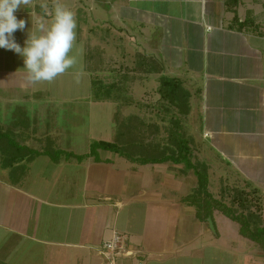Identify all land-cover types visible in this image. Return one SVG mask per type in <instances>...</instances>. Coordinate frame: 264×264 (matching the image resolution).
<instances>
[{
	"label": "crops",
	"instance_id": "1",
	"mask_svg": "<svg viewBox=\"0 0 264 264\" xmlns=\"http://www.w3.org/2000/svg\"><path fill=\"white\" fill-rule=\"evenodd\" d=\"M57 4L76 16L70 54L80 69L67 72L83 76L90 86L86 103L111 106L113 118L111 103L95 101L93 77L102 79L103 69L110 68L105 64L121 69L129 53L154 59L162 71L150 79H175L190 94L193 146L200 143L206 150L202 161L209 171L227 167L264 193V0H29L14 13L25 20V29L13 34L21 47L28 33L39 34L40 24H50ZM23 67L22 57L0 48V103L10 108L0 110L6 123L0 125L20 146L40 153L15 169L0 165L2 264H164L181 257L193 240L177 243L171 230L182 234L186 216L197 217L183 202L194 189H185L190 176L183 165L143 166L104 151L99 163L52 162L44 151L70 148L53 110L60 105L45 106L43 114L26 108L33 109L32 101H41L48 90L38 89L44 81L30 83ZM39 159L43 162L34 167ZM139 210L143 217L137 218ZM115 233L127 237L135 256L117 262L101 257Z\"/></svg>",
	"mask_w": 264,
	"mask_h": 264
},
{
	"label": "rangeland",
	"instance_id": "2",
	"mask_svg": "<svg viewBox=\"0 0 264 264\" xmlns=\"http://www.w3.org/2000/svg\"><path fill=\"white\" fill-rule=\"evenodd\" d=\"M111 41L110 39V42ZM105 65H108L110 68L103 69L105 73L103 75L104 77L102 76V79H100L95 76L93 80L95 81V87L98 88V90L101 89L103 100L111 103L113 106V118L110 116L111 106H91L89 103H86L87 101H84V97L88 94L87 92H90V86H88L83 76L73 75L67 72L71 70H67L51 82L44 81L46 83L44 86H41L42 83H40L38 89L46 88L48 93L40 97V99H42L41 101H32L36 102L34 105H30L33 109L25 105L26 108L30 111L35 110V112L39 111V113H41V111L45 109V106L51 109V106L60 105L59 107L53 108L55 113L59 115L58 120H61V125H57L62 130V138L66 142V144L64 143L65 146L67 148L70 147L67 152H72L75 155L89 153L91 147L89 145L98 141L97 138L110 140L113 137L112 142H114L115 136L120 129L119 125L123 122L129 124V126L130 124L132 125L131 129L133 133L130 134L128 129V137L138 136L143 141L151 139L154 133L152 129L146 128V126L145 128L137 127V125H139L137 121L131 123L130 120H132L135 115L137 119L145 122L147 126L153 124L157 125L160 131L157 135L159 137L161 136L162 139H166L167 134L165 132V127L169 128L170 124L168 122L162 123L160 117H158L159 115H156L160 109L158 106H161L160 97L156 96V94H158L159 78L157 80L156 77L150 79V74H145L141 68H138V57L130 53L127 54V59L124 61L121 69L115 62ZM77 67L74 65L72 70L76 71L80 69ZM135 79L137 82H131ZM144 80H147V82H144ZM134 85L136 86L137 97H134V90H131V88L134 89ZM35 91L37 92V89H35ZM108 91L109 96H107ZM146 91L148 92L147 94ZM132 93L134 95H132ZM144 94L148 96L151 95V98L145 99ZM18 98L19 97L16 96V99ZM35 99L39 98L35 97ZM46 103L47 105H44ZM15 105L13 104L11 107ZM9 109V106L0 103V110L8 112ZM160 110L163 111L162 108ZM73 115L78 116L75 117ZM14 120L17 121L19 118L14 117ZM0 124H6L5 118L0 119ZM182 125L187 136L192 138L194 135L197 136L192 131V124L190 121L182 120ZM124 131L126 130L124 129ZM65 137L66 139H64ZM9 138H15L17 140V138L12 135H10ZM137 142L139 141L137 140ZM199 144L194 143V146H191L193 162L202 161V159L207 156L206 150ZM47 146L49 147L48 144ZM84 147H87L85 152ZM36 148L41 150L40 146ZM54 150H56V148H54ZM105 154H108V152H105ZM112 155L114 154H108V156ZM64 160H66L65 157L60 159V161ZM76 161V159H73L72 162L75 164ZM41 162H43V160L39 159L34 164V167L35 165H41ZM51 165L49 164V168H53V165ZM67 168L69 167H66L65 176H69L70 174ZM188 173L190 178L186 181L185 189H190V187L195 188L196 178L191 171ZM81 179L82 177L78 176V180ZM209 181V192L216 200H221L225 194L224 202L228 206L231 205V195L234 190H242L247 194L245 198L250 201L252 210L258 211L264 220V193L260 189L253 187L239 176H236L234 171H228L227 167H223L222 170L214 168L212 172L209 171ZM56 199L62 203L65 202L63 197H58ZM72 199L78 201L81 197L73 196ZM71 201L69 202L71 203ZM136 216L140 218L143 217V214H141L139 210ZM198 222L197 217L193 219V216H186L185 227L182 234L179 233V230L178 232L171 230V237L174 239L176 238L177 243L182 242L186 244L190 240H193V242L189 245H185L184 250L179 252L177 256L181 257H178L176 260L171 257L166 258L164 264H264V252L258 249L252 242L242 238L238 232V225L223 216L220 212H214V231L211 229L209 221L201 222V225H196ZM198 229L200 230L199 235L197 234ZM1 239L3 238L0 235V241ZM4 259L0 260L1 264L2 261L4 262ZM121 259L125 258L118 257L116 262Z\"/></svg>",
	"mask_w": 264,
	"mask_h": 264
},
{
	"label": "trees",
	"instance_id": "3",
	"mask_svg": "<svg viewBox=\"0 0 264 264\" xmlns=\"http://www.w3.org/2000/svg\"><path fill=\"white\" fill-rule=\"evenodd\" d=\"M138 68H141L145 74H159L162 71V66L158 62L142 55L138 56ZM93 91L96 102H105L102 98L101 89L98 90L95 87V81ZM157 93L161 101V106L158 107L162 108L163 111L159 109L156 115H159L162 123L168 122L170 124L169 128L165 127L166 139L157 135L160 132L157 125L147 126L145 122L135 116L130 120L131 123L137 121L139 123V125L136 124L137 127L145 128L146 126V128L152 129L154 133L151 139L143 141L138 136L128 137V131L130 134L133 133L132 125L129 126L123 122L119 125L120 129L114 142L95 141L87 155L78 156L54 149L46 150L43 154L55 163H58L62 157L67 160L76 159L79 162L93 158L95 162L99 163L100 152L104 151L143 166L167 163L183 165L184 172L191 171L196 178V187L183 199V202L196 209L197 219L200 222L211 219L215 225L214 212L218 211L238 225V232L242 238L252 242L264 252V220L258 211L252 210L250 201L245 198L247 194L242 190L235 189L231 195L230 206L224 202L225 194L221 200H216L209 192V164L205 161H192L193 138L185 134L182 125V120H187L191 112L189 92L177 80L161 76ZM107 96H109V91ZM9 136V132L3 131L0 125V164L5 169H15L17 168L16 164L24 161L29 163L40 155L39 152L20 146L15 138L10 139Z\"/></svg>",
	"mask_w": 264,
	"mask_h": 264
},
{
	"label": "clouds",
	"instance_id": "4",
	"mask_svg": "<svg viewBox=\"0 0 264 264\" xmlns=\"http://www.w3.org/2000/svg\"><path fill=\"white\" fill-rule=\"evenodd\" d=\"M27 4L29 0H0V48L22 57L30 83L51 82L77 63L76 57L70 54L76 39V16L71 9L57 4L50 24L47 27L40 24L39 34L28 33L21 47L13 34L25 29V20L17 19L14 13Z\"/></svg>",
	"mask_w": 264,
	"mask_h": 264
},
{
	"label": "built area",
	"instance_id": "5",
	"mask_svg": "<svg viewBox=\"0 0 264 264\" xmlns=\"http://www.w3.org/2000/svg\"><path fill=\"white\" fill-rule=\"evenodd\" d=\"M100 255L106 261L115 262L118 257L130 258L135 253L130 250L127 237L115 233L110 241L104 243Z\"/></svg>",
	"mask_w": 264,
	"mask_h": 264
},
{
	"label": "water",
	"instance_id": "6",
	"mask_svg": "<svg viewBox=\"0 0 264 264\" xmlns=\"http://www.w3.org/2000/svg\"><path fill=\"white\" fill-rule=\"evenodd\" d=\"M211 229L214 231V225L211 219H208Z\"/></svg>",
	"mask_w": 264,
	"mask_h": 264
}]
</instances>
